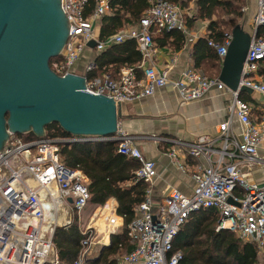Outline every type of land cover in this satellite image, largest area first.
I'll list each match as a JSON object with an SVG mask.
<instances>
[{
  "label": "built area",
  "instance_id": "built-area-1",
  "mask_svg": "<svg viewBox=\"0 0 264 264\" xmlns=\"http://www.w3.org/2000/svg\"><path fill=\"white\" fill-rule=\"evenodd\" d=\"M96 8L87 13L88 0H61L71 25V31L57 65V73L65 75L80 59L88 43L96 42L98 50L124 42L137 41L144 57L153 52L151 29L158 32L188 31L183 8L166 0H152L138 27H126L118 33L99 39L97 24L111 13L110 0H95ZM256 27L264 25V0H257L254 17ZM233 39L227 33L225 41H209L218 55L225 57ZM264 60V39L254 34L243 65L242 76L236 90L230 89L218 78H208L198 70L187 69L177 79H170L171 67L145 68L138 78L132 68H124L118 80L106 77L104 81L86 80V90L105 94L126 103L138 97L153 95L159 88L171 85L185 102L202 99L213 88L227 91L232 96L229 117L220 125L223 144L214 147L208 135H201L195 143H188L191 154L206 155L209 165L192 173L194 188L191 194L171 189L162 203L152 199L151 188L157 176L156 161L144 156L135 144L138 137L118 127L115 135L104 140L119 141L118 151L140 162L135 172L136 181L148 184L144 200L136 207V216L128 225L127 234L136 247L119 257L118 264H181L183 255L174 250V240L191 213L200 209H215L219 220L217 230L228 229L246 243L264 248V182L254 179L256 167L264 171V108L258 119L251 117V106L241 98V87L251 88L264 96V80L259 69ZM94 68L92 62L87 71ZM61 72V73H60ZM234 118L240 129L233 127ZM64 139L38 136L25 139L11 133L0 153V264H61L53 240L55 217L62 201L72 199L75 213L81 217L90 201L87 178L78 169L66 165L60 154ZM217 155L215 161L211 156ZM173 157L175 151L171 152ZM95 212L82 230L80 250L74 264H91L100 257L107 244L105 237L118 233L125 219L116 210L104 213L101 229L95 224L104 208ZM50 214L47 222V215ZM46 223V224H45Z\"/></svg>",
  "mask_w": 264,
  "mask_h": 264
},
{
  "label": "trees",
  "instance_id": "trees-1",
  "mask_svg": "<svg viewBox=\"0 0 264 264\" xmlns=\"http://www.w3.org/2000/svg\"><path fill=\"white\" fill-rule=\"evenodd\" d=\"M88 1L86 14L96 8L95 0ZM166 1L179 4L184 9H189L192 2L196 4L195 14L185 18L189 29L196 21H210L208 36L200 38L194 47L196 66L205 59H219L209 41L221 44L225 41L227 33H233L234 28L240 26L239 19L243 16L241 9L245 4V0ZM152 5V0H110L111 13L100 19V39L114 35L126 27H138L145 12ZM218 13L227 16V19L224 20L223 16L218 19ZM225 23L228 24V29H224ZM154 30L155 28L151 29L153 42ZM161 32L174 34L178 38L184 36L180 30ZM257 37L264 39V25L259 26ZM141 59L142 53L138 49L137 41L127 39L102 51L95 59L91 75L96 77L99 72L104 71L108 72L110 77H115L124 65L137 71ZM62 61V55L52 57V69L57 71V65ZM259 75L264 78V60L261 62ZM20 135L25 139L38 138L33 132ZM46 136L64 139L76 137L57 122L46 126ZM60 146L63 162L70 167L81 169L87 175L91 203L102 204L111 196L120 202L119 212L126 220L124 230L113 235L111 245L91 263L117 264L118 257L136 247V243L127 234V227L135 217V207L145 198L147 183L137 181L134 185H129V182L136 180L135 172L140 167V162L119 153V141H72L63 142ZM218 220L215 209H200L190 214L174 240L173 251H180L183 255L181 264H264V248L260 251L256 243L243 244L236 234L228 229L217 230ZM81 237L77 224L56 229L55 244L61 263L74 264Z\"/></svg>",
  "mask_w": 264,
  "mask_h": 264
},
{
  "label": "crops",
  "instance_id": "crops-1",
  "mask_svg": "<svg viewBox=\"0 0 264 264\" xmlns=\"http://www.w3.org/2000/svg\"><path fill=\"white\" fill-rule=\"evenodd\" d=\"M189 10L193 12L191 14H195L197 8L194 2L191 3ZM241 10L243 11L244 19L239 24L251 37L254 34L257 36L259 26L256 27L254 25V17L257 12V0H245V4ZM189 16L191 17L192 15ZM209 24V20L196 21L191 29L187 28L188 31L182 32L184 36L180 38L174 34L154 30L153 35L155 41L153 43V52L150 53V56L144 57L142 54L137 71L131 66L124 65L121 67L119 75L117 74L115 77H110V74L104 71L99 72L96 77H92L91 71L93 69L87 71V66L92 62L94 63L96 57L105 50H98L96 42L95 47L89 46L88 43L80 59L72 66L70 72L84 75L88 82H93L97 79L104 81L106 77L118 80L121 78L122 70L128 67L135 71L138 78H143L146 67L156 66L157 68L164 69L170 66V79H177L180 73L187 69L198 70L211 79H220L219 76L224 58L218 55L219 59H205L199 66L195 64V44L200 38L208 36L210 32ZM97 36L100 39V22L97 24ZM259 78L264 80L261 75ZM241 98L251 106V117L254 120L258 119L264 108V96L255 92L242 91ZM231 101L232 96L229 92L219 91L213 88L202 99L185 102L171 85H167L157 89L153 95L138 97L131 102L122 103V116L119 120V126L128 134L138 137L135 140V144L141 149L146 158L156 161L158 174L154 179L152 187H150L152 191L151 197L156 203H162L166 194L171 189H177L185 194H191L193 192L195 183L192 178V173L202 167L208 166L210 163L206 155H202V157L192 155L191 147L187 144L195 143L201 135H208L209 139H216V141H207L204 143L205 146L211 143L216 148L221 147L223 141L219 138L220 125L229 117L228 108ZM233 127L235 130L240 129V124L235 118ZM86 138L85 136H76L72 141H87ZM95 140L108 141L103 138L90 141ZM172 151H175V157L171 155ZM211 158L215 161L217 155L213 154ZM84 175L88 183V177L85 173ZM253 177L259 182H264V171L256 167L253 172ZM136 182V180H132L129 182V185H134ZM89 203L91 202L89 201ZM91 204L94 206L93 210L84 222L82 216L79 217L75 213L70 199L66 203L62 201V207L59 208L55 222L51 224L55 228L53 233L54 243L55 233L58 227L68 228L72 224H77L82 234V230L88 224L91 216L95 212L100 211L99 208H104L105 210V212L102 211L99 219H96L95 224L99 229L103 226V223L99 222L101 220L104 222V213L109 210H116L117 214L123 216L125 219V216L119 212L120 202L114 196L109 197L102 204ZM108 206L110 208L106 209ZM49 216L50 214L47 215V224L50 222L53 223V221L48 222ZM124 225L121 226L118 233L123 232ZM116 234H111L110 237L104 238L107 243L104 249L111 245L112 236ZM55 248L57 250L56 244ZM260 251H263V249ZM118 260L119 257L117 258V264Z\"/></svg>",
  "mask_w": 264,
  "mask_h": 264
},
{
  "label": "water",
  "instance_id": "water-1",
  "mask_svg": "<svg viewBox=\"0 0 264 264\" xmlns=\"http://www.w3.org/2000/svg\"><path fill=\"white\" fill-rule=\"evenodd\" d=\"M70 31L61 0H0V153L11 133L44 136L53 122L87 140L117 132L122 103L87 91L86 76L60 75L50 65ZM251 38L241 25L234 28L219 76L233 90ZM89 46L95 47V41ZM241 90L253 92L245 86Z\"/></svg>",
  "mask_w": 264,
  "mask_h": 264
},
{
  "label": "rangeland",
  "instance_id": "rangeland-1",
  "mask_svg": "<svg viewBox=\"0 0 264 264\" xmlns=\"http://www.w3.org/2000/svg\"><path fill=\"white\" fill-rule=\"evenodd\" d=\"M183 11H184V18L189 17V15H193V14H191V13H193V12H191V10H189V9H184V8H183ZM222 16H223V15H221L220 13L217 14L218 19H219V18L221 19ZM223 17H224V20L227 19V16H223ZM243 19H244L243 16L239 19V23H240V24H241V22L243 21ZM228 27H229L228 24L225 23V24H224V29H228ZM25 134H27V133H25ZM25 134H23V135H25ZM45 135H46V130H45ZM93 207H94L93 204L88 203L87 206H86V208L83 210V212H82V219H83L84 222L86 221V219L88 218V216H89L90 213L92 212ZM109 208H110V207L108 206L106 209H109Z\"/></svg>",
  "mask_w": 264,
  "mask_h": 264
},
{
  "label": "bare ground",
  "instance_id": "bare-ground-1",
  "mask_svg": "<svg viewBox=\"0 0 264 264\" xmlns=\"http://www.w3.org/2000/svg\"><path fill=\"white\" fill-rule=\"evenodd\" d=\"M62 218V217H61ZM99 219V218H98ZM60 220V219H59ZM98 221V220H97ZM99 223H103V220H101Z\"/></svg>",
  "mask_w": 264,
  "mask_h": 264
},
{
  "label": "flooded vegetation",
  "instance_id": "flooded-vegetation-1",
  "mask_svg": "<svg viewBox=\"0 0 264 264\" xmlns=\"http://www.w3.org/2000/svg\"><path fill=\"white\" fill-rule=\"evenodd\" d=\"M51 65V64H50ZM56 71V70H55Z\"/></svg>",
  "mask_w": 264,
  "mask_h": 264
}]
</instances>
